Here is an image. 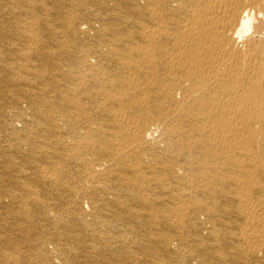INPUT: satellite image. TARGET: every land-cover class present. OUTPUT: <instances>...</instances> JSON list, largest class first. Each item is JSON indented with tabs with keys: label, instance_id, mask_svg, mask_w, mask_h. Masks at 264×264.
<instances>
[{
	"label": "bare ground",
	"instance_id": "obj_1",
	"mask_svg": "<svg viewBox=\"0 0 264 264\" xmlns=\"http://www.w3.org/2000/svg\"><path fill=\"white\" fill-rule=\"evenodd\" d=\"M0 264H264V0H0Z\"/></svg>",
	"mask_w": 264,
	"mask_h": 264
}]
</instances>
